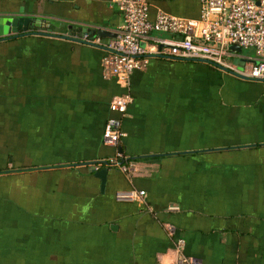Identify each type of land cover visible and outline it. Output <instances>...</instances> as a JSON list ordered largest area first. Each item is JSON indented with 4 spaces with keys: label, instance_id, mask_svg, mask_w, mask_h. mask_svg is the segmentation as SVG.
Instances as JSON below:
<instances>
[{
    "label": "crops",
    "instance_id": "obj_1",
    "mask_svg": "<svg viewBox=\"0 0 264 264\" xmlns=\"http://www.w3.org/2000/svg\"><path fill=\"white\" fill-rule=\"evenodd\" d=\"M147 1L151 16L200 15V0ZM0 16L28 19L0 40V264H160L179 238L194 264H264V80L151 54L122 83L85 40L116 34V0H0ZM35 16L65 36L33 32ZM118 148L126 169L102 162ZM129 188L144 197L116 198Z\"/></svg>",
    "mask_w": 264,
    "mask_h": 264
},
{
    "label": "built area",
    "instance_id": "obj_2",
    "mask_svg": "<svg viewBox=\"0 0 264 264\" xmlns=\"http://www.w3.org/2000/svg\"><path fill=\"white\" fill-rule=\"evenodd\" d=\"M116 2L123 17L116 34L105 42L99 36L85 37V40L106 48L107 53L102 58L104 68L122 83H126L131 71L141 68L151 54L202 60L237 76L264 80V0H200L198 17L175 15L161 9L151 16L147 0ZM152 31L168 32L173 36L149 40ZM233 44L253 47L255 61L239 65L234 60L237 52L231 47ZM131 100L128 93L114 95L109 108L123 114ZM122 135L118 116L111 115L103 129V142L117 146ZM108 161L118 168H127V159L120 148ZM144 195L143 189L135 188L115 193L120 200L141 199ZM183 244L184 239H177L174 258L160 264H194L191 257L182 253Z\"/></svg>",
    "mask_w": 264,
    "mask_h": 264
},
{
    "label": "water",
    "instance_id": "obj_3",
    "mask_svg": "<svg viewBox=\"0 0 264 264\" xmlns=\"http://www.w3.org/2000/svg\"><path fill=\"white\" fill-rule=\"evenodd\" d=\"M23 22L26 24L22 25ZM57 23H59V22L54 20V19H48L46 17L44 18L41 16H35L33 20H30L29 26L37 27L38 29L36 31L39 34L65 36L63 34L55 33L51 30L50 24L57 25ZM27 25H28V19L27 18L24 19L23 17L14 18L12 16H0V39H3L9 35H13V36L17 35L18 34L17 31H18L19 27L27 28ZM44 26L47 27V30L39 29L40 27H44ZM68 26H71V25H68ZM84 30H86V28H84ZM92 31L99 33L101 35L104 34V31H102L101 29H93ZM231 47L236 49L238 52H240L242 50V47L240 45H237V44H233V45H231ZM234 60L239 65L243 64V61L239 60L237 57ZM89 162H91V161H86L87 164H89ZM102 162L106 163L107 161L103 160ZM104 171H105V169H104ZM99 173H102V172L99 171ZM101 175H103V174H101Z\"/></svg>",
    "mask_w": 264,
    "mask_h": 264
},
{
    "label": "trees",
    "instance_id": "obj_4",
    "mask_svg": "<svg viewBox=\"0 0 264 264\" xmlns=\"http://www.w3.org/2000/svg\"><path fill=\"white\" fill-rule=\"evenodd\" d=\"M35 33H38L37 31H36V29H34L33 30ZM39 34V33H38ZM17 36H13V35H9V36H7V37H5V38H7V39H10V38H16ZM5 38H3V39H5ZM1 40V39H0ZM106 163H109V161H108V159H107V162ZM105 163V164H106ZM112 165V164H111ZM7 171V169H5V168H0V173H4V172H6Z\"/></svg>",
    "mask_w": 264,
    "mask_h": 264
},
{
    "label": "rangeland",
    "instance_id": "obj_5",
    "mask_svg": "<svg viewBox=\"0 0 264 264\" xmlns=\"http://www.w3.org/2000/svg\"><path fill=\"white\" fill-rule=\"evenodd\" d=\"M243 51H246V49H242ZM228 60H231V58L230 57H228Z\"/></svg>",
    "mask_w": 264,
    "mask_h": 264
}]
</instances>
